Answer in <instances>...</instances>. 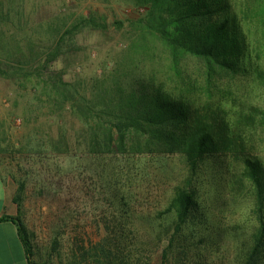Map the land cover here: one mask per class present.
Instances as JSON below:
<instances>
[{"label":"rangeland","instance_id":"1","mask_svg":"<svg viewBox=\"0 0 264 264\" xmlns=\"http://www.w3.org/2000/svg\"><path fill=\"white\" fill-rule=\"evenodd\" d=\"M236 1L240 7L249 2L255 8L252 0ZM262 7L256 9L257 15L247 14L246 20L255 30L261 46L259 66L264 68ZM149 14L148 6L136 0H0V172L14 216L27 227L37 264H95V248L105 242L108 231L101 216L112 213L103 205L106 194L95 188L92 161L53 150L51 142H59L62 132L72 141L83 123L68 105L63 120L56 116L59 110L46 96L55 95L58 80L37 83L39 75L57 79L58 72L69 90L94 97V84L110 73L127 79L141 68L165 65L166 47L157 26H150ZM43 51L57 53L47 66L46 55L40 57ZM188 61L198 72V61ZM241 80L238 76L232 83V89L237 86V99L243 88L251 86ZM109 82L103 87H109ZM223 83L229 84L226 79ZM252 100L258 106L252 116H230L229 127L223 128L243 144L236 153L206 159L194 173L180 153L153 154L130 164L136 168L127 176L111 178L112 189L135 194L132 208L137 214L127 212L130 218L122 222L139 230V241L151 242L145 253L149 264H163L162 250L168 241L164 236L158 242V234L174 221L160 212L168 196L185 185L196 193L198 213L182 230L188 237L182 247L193 248L181 256L174 250L164 264L242 263L259 226L242 158L249 155L246 145L253 144L256 150L251 156L264 164L261 81L253 84ZM37 142L45 143L44 149L34 146ZM169 231H174L172 226ZM156 242L159 248L154 249ZM138 254L145 258L144 252Z\"/></svg>","mask_w":264,"mask_h":264},{"label":"trees","instance_id":"2","mask_svg":"<svg viewBox=\"0 0 264 264\" xmlns=\"http://www.w3.org/2000/svg\"><path fill=\"white\" fill-rule=\"evenodd\" d=\"M136 1L150 10V26H157V33L166 47L169 60L165 65L141 68L138 73H129L127 79H123V74L110 73L94 84L97 89L94 97L77 89L69 90V84L58 72L57 79L51 76L45 79L40 74L41 80L37 81L58 80L54 84L55 95L46 96L57 106L56 116L63 120L62 111L69 106L83 123L72 141L62 132L59 142H51L53 150L79 154L82 159L92 161L91 170L97 178L95 188L106 194L103 205L107 207L106 212H112L105 216L99 214L104 217L108 231L105 242L95 248L92 256L95 264H149L145 253L151 242L139 241V230L122 222L124 217L130 218L127 212L137 214L132 208L135 194L112 189L111 178L127 176L136 168L130 164L153 154L180 153L194 173L206 159H220L236 153L243 144L235 140L231 130L228 135L223 128L229 127L230 116H252L258 107L252 100L253 84L256 81L264 83V68L259 66L261 46L254 36L255 30L246 20L247 14L254 16L256 9H263V1L252 0L254 9L249 7V2L240 7L236 0ZM57 53L43 51L40 57L46 55L47 66ZM190 58L200 64L198 72L188 65ZM238 76L251 85L249 90L238 88L244 92L239 99L234 91L237 86L232 89ZM224 79L228 85L223 83ZM108 81L109 87H103ZM260 114L264 119V107ZM34 146L44 149L45 143L37 142ZM255 150L256 145L247 144L245 152L249 155H245L242 162L253 187L259 226L241 264H264V164L251 156ZM195 196L192 186L179 187L168 196L160 212L174 221L158 234V242L161 243L164 236L165 242L168 241L162 250L163 264L174 250L179 256L192 251L193 245L182 247V242L188 239L182 230L198 213ZM110 217L112 221L107 220ZM4 219L16 222L29 264H37L26 225L17 216L6 215ZM150 228L152 231L153 227ZM158 242L154 249L159 248ZM139 252H144L145 258L138 257Z\"/></svg>","mask_w":264,"mask_h":264},{"label":"crops","instance_id":"3","mask_svg":"<svg viewBox=\"0 0 264 264\" xmlns=\"http://www.w3.org/2000/svg\"><path fill=\"white\" fill-rule=\"evenodd\" d=\"M14 209L0 172V264H29L16 222L4 219L14 216Z\"/></svg>","mask_w":264,"mask_h":264}]
</instances>
